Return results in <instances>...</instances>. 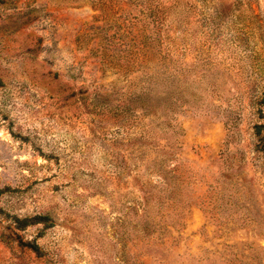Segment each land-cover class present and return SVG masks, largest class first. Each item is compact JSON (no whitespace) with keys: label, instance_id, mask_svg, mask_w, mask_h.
<instances>
[{"label":"rangeland","instance_id":"rangeland-1","mask_svg":"<svg viewBox=\"0 0 264 264\" xmlns=\"http://www.w3.org/2000/svg\"><path fill=\"white\" fill-rule=\"evenodd\" d=\"M0 235V264H264V0H0Z\"/></svg>","mask_w":264,"mask_h":264},{"label":"trees","instance_id":"trees-1","mask_svg":"<svg viewBox=\"0 0 264 264\" xmlns=\"http://www.w3.org/2000/svg\"><path fill=\"white\" fill-rule=\"evenodd\" d=\"M26 225H27V223H26V222H23V223L21 224V227H22V226H26ZM22 228H23V227H22ZM0 238H3V236L0 235Z\"/></svg>","mask_w":264,"mask_h":264}]
</instances>
